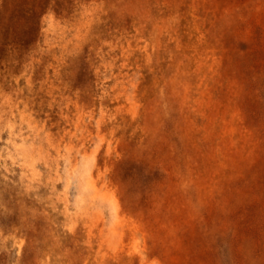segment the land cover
Segmentation results:
<instances>
[{"label": "rangeland", "instance_id": "1", "mask_svg": "<svg viewBox=\"0 0 264 264\" xmlns=\"http://www.w3.org/2000/svg\"><path fill=\"white\" fill-rule=\"evenodd\" d=\"M0 264H264V0H0Z\"/></svg>", "mask_w": 264, "mask_h": 264}]
</instances>
